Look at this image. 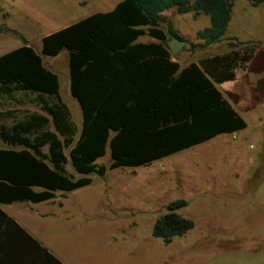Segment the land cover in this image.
<instances>
[{
    "label": "trees",
    "instance_id": "obj_1",
    "mask_svg": "<svg viewBox=\"0 0 264 264\" xmlns=\"http://www.w3.org/2000/svg\"><path fill=\"white\" fill-rule=\"evenodd\" d=\"M235 0H119L41 38V54L16 30L22 44L0 54V99L30 104L10 125L0 111V264H64L28 233L1 204L41 202L91 182L88 174L148 165L162 157L247 126L218 84L234 80L254 49L226 37ZM258 5L264 0H248ZM209 16L195 33L205 48L227 39L229 50L181 66L165 45L166 29L184 39L164 12ZM166 22L167 28L160 23ZM148 35L155 40L140 41ZM68 51L69 88L81 111L80 128L60 94L58 75L41 55ZM107 164L96 161L107 153ZM70 163L77 176L68 171ZM179 198L153 224L165 243L182 236L193 221L177 210Z\"/></svg>",
    "mask_w": 264,
    "mask_h": 264
},
{
    "label": "rangeland",
    "instance_id": "obj_2",
    "mask_svg": "<svg viewBox=\"0 0 264 264\" xmlns=\"http://www.w3.org/2000/svg\"><path fill=\"white\" fill-rule=\"evenodd\" d=\"M79 1L82 6L73 10L62 0H0V24L21 31L40 52L46 31L64 27L70 17H84L95 7L93 1ZM164 16L187 39L171 55L181 66L229 49L226 38L206 48L191 47V42L199 41L196 31L209 25L208 15L169 9ZM160 26L167 28L166 22ZM225 36H236L254 49L250 61L236 69L234 86L224 90L248 122L246 128L148 165L88 174L89 184L64 196L16 201L4 208L68 264H264V123L262 118L252 123L255 115L244 116L263 106L262 101H251L248 92H254V98L264 93V1L253 5L235 0ZM19 45V35L0 34V54ZM42 57L57 73L60 94L80 128V107L69 88L67 51ZM20 97L0 99V111L13 110L3 116V123L10 125L26 109L34 108L17 103ZM0 146L6 147L1 140ZM109 156L107 148L96 162L107 164ZM67 169L77 176L70 163ZM179 198L187 205L177 212L190 218L193 227L165 243L153 236V224L167 211V204Z\"/></svg>",
    "mask_w": 264,
    "mask_h": 264
},
{
    "label": "crops",
    "instance_id": "obj_3",
    "mask_svg": "<svg viewBox=\"0 0 264 264\" xmlns=\"http://www.w3.org/2000/svg\"><path fill=\"white\" fill-rule=\"evenodd\" d=\"M90 1H93L94 2V4H95V7L87 14V15H90V14H92V13H95V12H105V11H109V10H111L113 7H114V5L119 1V0H114V1H111V0H90ZM62 3L64 4V5H66L67 6V8L69 9V8H71V7H73V10H75V9H78V7L79 6H82V4H81V2L79 1V0H62ZM87 15H85V16H87ZM84 16V17H85ZM84 17H70L68 20H71L70 21V23H68L67 25H69V24H71V23H73V22H75V21H77V20H79V19H81V18H84ZM210 23V22H209ZM2 24H5L7 27H9L10 29H13V30H16L17 31V33L20 35V36H23L26 40H27V42H28V44H30L32 47H33V45H32V40L31 39H29V38H27V37H25L23 34H22V32L21 31H19L18 29H16V28H13V27H10L9 25H7L6 23H2ZM67 25H65V26H67ZM208 26V25H207ZM206 27V26H205ZM62 28V27H61ZM55 30H57V29H55ZM55 30H52V31H55ZM52 31H46L43 35H42V37L44 36V35H46V34H48V33H50V32H52ZM0 34H2V33H0ZM144 36H148V35H144ZM144 36H141L140 38H139V40L140 41H144V42H150V41H153V40H155L154 38H152V37H150V36H148L149 38L148 39H145V38H143ZM41 37V38H42ZM185 39V38H184ZM187 40V39H186ZM199 42V41H198ZM21 44H22V40H21ZM209 46H211V44L209 45ZM208 47V46H207ZM34 48V47H33ZM206 48V47H205ZM35 49V48H34ZM36 50V49H35ZM63 50H66V49H63ZM229 50V49H228ZM227 50V51H228ZM62 51V50H61ZM67 51V50H66ZM36 52H38L37 50H36ZM224 52H226V51H224ZM224 52H222V53H224ZM39 54H41V48H40V52H38ZM67 54H68V51H67ZM216 54V53H215ZM213 55V54H212ZM42 56V55H41ZM46 56V55H45ZM172 58V57H171ZM42 59H43V57H42ZM172 60H175L174 58H172ZM67 61H68V59H67ZM176 61V60H175ZM44 62V61H43ZM191 62V61H190ZM197 62V61H196ZM68 63V62H67ZM189 63V62H188ZM188 63H186L185 65H187ZM184 65V66H185ZM47 67V66H46ZM50 69V68H49ZM51 70V69H50ZM53 71V70H52ZM56 73V72H55ZM57 74V73H56ZM69 74V73H68ZM231 81H233L232 83H230L229 85H228V83L225 81V82H223V83H221V84H218L217 86H218V88L221 90V92L223 93V95H224V97L225 98H227L226 96H225V92H224V90H226V91H230L229 89L231 88V87H233L234 86V82L236 81V77H235V79L234 80H231ZM221 85H224V87H226V88H222L221 87ZM232 93H234V92H232ZM254 92L253 93H251V92H248V98H250V100L251 101H254V102H256V101H262V104H263V106L261 107V110H260V108H259V110H258V108H257V110H255L254 112H251V113H248L247 115H244L245 117H251V115H255V118H254V120L252 121V123L254 122V121H258V120H260L261 118H262V123H264V93L262 92V93H258V98H254L253 96H254ZM257 94V93H256ZM62 97V96H61ZM63 99V98H62ZM228 99V98H227ZM229 101H230V99H228ZM230 103L233 105V103L230 101ZM234 106V105H233ZM254 108V107H253ZM236 109V108H235ZM237 110V109H236ZM242 116H243V114L239 111V110H237ZM245 119V118H244ZM247 122V121H246ZM260 122V121H259ZM247 126H248V122H247ZM246 126V127H247ZM232 134H234V133H232ZM12 203H14V202H12ZM8 204H11V203H8ZM4 205H6V204H1V207H2V209L5 211V212H7L8 213V211L4 208ZM9 214V213H8ZM10 215V214H9ZM10 216H12L13 218H14V216L13 215H10ZM28 233H30L33 237H35L38 241H40L44 246H45V244H44V242L42 241V239L34 232V231H31V229H29L30 227L28 226V225H25L24 223H22L21 221H19L18 219H15ZM46 247V246H45ZM49 250V249H48ZM49 251H51L57 258H59L64 264H68L62 257H59V255H57L55 252H53L52 250H49Z\"/></svg>",
    "mask_w": 264,
    "mask_h": 264
},
{
    "label": "water",
    "instance_id": "obj_4",
    "mask_svg": "<svg viewBox=\"0 0 264 264\" xmlns=\"http://www.w3.org/2000/svg\"><path fill=\"white\" fill-rule=\"evenodd\" d=\"M166 32L168 34V39L165 40V45L170 51V54L174 56L185 46L187 40L177 37L168 29H166Z\"/></svg>",
    "mask_w": 264,
    "mask_h": 264
}]
</instances>
